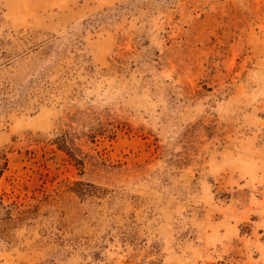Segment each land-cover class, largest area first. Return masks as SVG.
Here are the masks:
<instances>
[{
    "label": "rangeland",
    "instance_id": "374dc122",
    "mask_svg": "<svg viewBox=\"0 0 264 264\" xmlns=\"http://www.w3.org/2000/svg\"><path fill=\"white\" fill-rule=\"evenodd\" d=\"M0 264H264V0H0Z\"/></svg>",
    "mask_w": 264,
    "mask_h": 264
}]
</instances>
